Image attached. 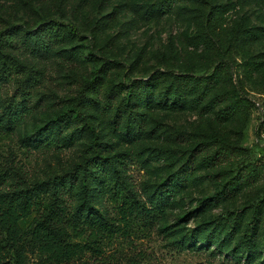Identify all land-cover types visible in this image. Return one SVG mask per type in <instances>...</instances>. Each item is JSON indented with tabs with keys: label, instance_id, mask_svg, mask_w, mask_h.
Segmentation results:
<instances>
[{
	"label": "rangeland",
	"instance_id": "rangeland-1",
	"mask_svg": "<svg viewBox=\"0 0 264 264\" xmlns=\"http://www.w3.org/2000/svg\"><path fill=\"white\" fill-rule=\"evenodd\" d=\"M157 1L0 0V32L57 21L82 35L64 28L65 43L46 58L13 52L27 73L0 76L2 121L28 73L43 76L32 113L14 132L0 131V179L39 182L90 160L123 161L112 175L153 219L102 235L95 250L66 264H264V0H176L161 14L152 12ZM98 71L87 120L68 115ZM154 75L160 79L144 92L139 121L126 84ZM203 76L215 85L197 80ZM83 197L71 210L118 218L110 199ZM39 263L30 255L28 264Z\"/></svg>",
	"mask_w": 264,
	"mask_h": 264
},
{
	"label": "trees",
	"instance_id": "trees-1",
	"mask_svg": "<svg viewBox=\"0 0 264 264\" xmlns=\"http://www.w3.org/2000/svg\"><path fill=\"white\" fill-rule=\"evenodd\" d=\"M173 1L176 0H158L152 6V12L161 14L169 10ZM214 20L216 21V16ZM64 28L69 35L82 38L75 26H67L57 21L41 25L34 31H23L14 26L0 32L1 78L10 80L14 76L27 73L26 67L19 63L13 52L21 51L46 58L55 47L65 43L67 37ZM22 32L25 33V38L20 36ZM98 73L100 71L93 80L86 83L76 100L75 107L67 113L68 115L87 120L86 110L97 103L96 97L102 84ZM174 75L175 73L171 74L170 78L165 76L171 84L174 83L171 78ZM42 76L43 73L32 69L21 82L18 89L19 99L16 96L11 98L5 114L7 119L5 121L0 119V131L8 134L14 132L32 113L33 107L30 105L32 89L42 81ZM180 77L184 76L176 75L175 78ZM158 79L160 77L154 75L149 81L126 84L128 99L134 100V106L138 109L134 112L139 121L146 118V114L140 110L145 104L142 96L157 83ZM197 80L206 87L215 85L216 81H211L205 76ZM123 92L120 88L108 93L106 107L112 108V104ZM180 94L181 92L176 89L175 95L180 97ZM126 112L122 111L124 114ZM93 135L98 142V135L94 129ZM122 163L123 161H117L115 157L94 160L93 163L90 160L84 166H77L70 173L39 182L0 179V186L7 184L8 188L0 187V264H28L30 255L39 257V264L70 263L81 258L87 250H95L102 235L130 228L136 219L152 220L153 209H149L132 191H126L112 175L113 170L117 171L115 165L122 166ZM2 176L5 174L0 173V178H3ZM165 192L171 193L174 190L167 188ZM79 194L84 196L85 201L94 197L98 200L110 199L116 205L118 218L107 220L103 214L74 212L71 210V200ZM35 212L37 215L33 217ZM114 221L118 223L115 224ZM86 234L85 243L75 241L76 238L83 239ZM254 235L255 229L248 228L247 234L243 237V248L250 250Z\"/></svg>",
	"mask_w": 264,
	"mask_h": 264
}]
</instances>
